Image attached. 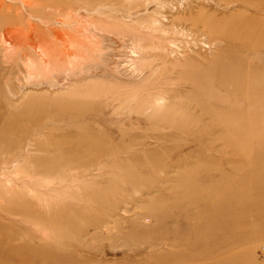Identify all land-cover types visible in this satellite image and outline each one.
Segmentation results:
<instances>
[{
    "label": "rangeland",
    "instance_id": "obj_1",
    "mask_svg": "<svg viewBox=\"0 0 264 264\" xmlns=\"http://www.w3.org/2000/svg\"><path fill=\"white\" fill-rule=\"evenodd\" d=\"M85 24L142 37V58L97 86L110 110L61 125L35 109L46 118L7 145L0 264H264V0H0V137L27 123L5 105L62 96L19 91L27 34L92 48ZM65 124L103 131L118 152L64 159L53 130Z\"/></svg>",
    "mask_w": 264,
    "mask_h": 264
},
{
    "label": "bare ground",
    "instance_id": "obj_2",
    "mask_svg": "<svg viewBox=\"0 0 264 264\" xmlns=\"http://www.w3.org/2000/svg\"><path fill=\"white\" fill-rule=\"evenodd\" d=\"M248 4L252 6L257 4V2ZM87 27L88 25L85 24L80 36L85 38L87 42H92L94 44L92 48L83 46L77 49L78 44L72 42L63 43L62 39L57 36L59 33L56 32L55 41L61 42L59 50L53 42L47 41V39L44 40L43 36L38 35L34 30L27 34L25 43L30 51V56H26L25 84H21L19 91L23 92L30 89L32 92L33 90L38 92L45 91L55 95L61 93L62 96L57 97L54 102L40 101L37 104H31L34 101H30L32 97L29 95L24 101H20L17 108L11 106V104L10 107L6 105L3 107V113H10V116L11 113H22V119L25 115L24 122L26 121L27 123L23 126L20 122L22 120L16 119L12 115L16 119L13 120V124L2 126L3 133L0 137V157L2 159L6 158V156L2 155L7 152L8 144H12L19 137L28 134L29 131L27 130L33 129L37 121L39 122L40 119L46 118L44 114H40L34 118L35 113L34 115L30 113L36 111L35 109L39 110V113H47L48 110L53 111L56 113L54 121L61 125L66 120L71 121L77 118L104 113L110 106L108 101L111 88L98 89L97 86L103 84V87L108 85V87H115L117 81H119L116 75L119 72H111L110 65L114 64L120 72L132 74L136 72V60L142 58L140 52L146 46L145 40L142 37L129 34L123 30H115L113 37H107L103 33L108 32V30L98 31L93 27ZM78 32L80 33V31ZM2 38L3 42L7 43L6 36ZM67 40L66 38L65 41ZM8 45L10 47V44ZM227 62L231 64L234 61ZM76 84L91 85L92 87L85 88L87 89L85 92L81 90L76 91ZM64 90H69V92L63 93ZM7 92L12 98V103L18 101L9 86L7 87ZM118 103L120 102L118 101ZM152 103L153 107H155L154 111L160 110L164 106L162 104L163 99L161 98L153 99ZM114 104L117 105V101ZM123 106L126 108L124 103ZM112 107L110 106L108 110ZM149 108H151V104ZM67 126L65 124V129L53 130L56 134L65 136L60 137L57 143L54 144L56 149L62 150V153L65 155L64 159L82 161L88 157V159H92L93 161V159L114 157L118 152L116 151L118 150L116 147L111 146L115 145V142L103 131L91 133L84 129L78 130L74 127L75 125L70 128ZM24 161L26 162L25 159Z\"/></svg>",
    "mask_w": 264,
    "mask_h": 264
}]
</instances>
